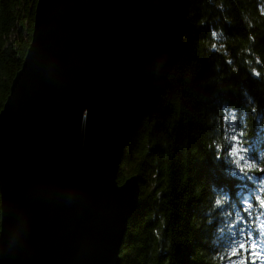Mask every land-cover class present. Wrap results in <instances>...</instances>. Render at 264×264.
I'll use <instances>...</instances> for the list:
<instances>
[{"label": "water", "instance_id": "water-1", "mask_svg": "<svg viewBox=\"0 0 264 264\" xmlns=\"http://www.w3.org/2000/svg\"><path fill=\"white\" fill-rule=\"evenodd\" d=\"M190 0H37L0 111V264H120L139 177L123 154L157 109Z\"/></svg>", "mask_w": 264, "mask_h": 264}, {"label": "trees", "instance_id": "trees-1", "mask_svg": "<svg viewBox=\"0 0 264 264\" xmlns=\"http://www.w3.org/2000/svg\"><path fill=\"white\" fill-rule=\"evenodd\" d=\"M36 3L0 0V111ZM188 21L156 112L120 164L118 183L137 175L140 186L120 264H252L248 244L264 250V0H190Z\"/></svg>", "mask_w": 264, "mask_h": 264}, {"label": "rangeland", "instance_id": "rangeland-1", "mask_svg": "<svg viewBox=\"0 0 264 264\" xmlns=\"http://www.w3.org/2000/svg\"><path fill=\"white\" fill-rule=\"evenodd\" d=\"M247 149L249 150V148H247ZM242 150H243V152L240 151L239 149H235V160H236V162L238 164V167H240V166H242V165H244L246 163L247 155L244 153L245 149H242ZM262 217H263V219H259V227H260V230H261V233H262L261 237L264 238V211L262 212ZM254 245H256L255 249L251 248V245L248 244V246L250 248V250L248 252V256H249L250 260L252 261V264H264V260H262L258 256H254L253 255V252H264L262 246L259 243H254Z\"/></svg>", "mask_w": 264, "mask_h": 264}, {"label": "snow or ice", "instance_id": "snow-or-ice-1", "mask_svg": "<svg viewBox=\"0 0 264 264\" xmlns=\"http://www.w3.org/2000/svg\"><path fill=\"white\" fill-rule=\"evenodd\" d=\"M246 246L245 245H241L240 248L241 249H244ZM251 247L253 249L256 248V245H251ZM253 255L254 256H258L260 257L262 260H264V252H253ZM232 256L235 257L236 256V251L234 250L233 253H232ZM241 264H247V260H242Z\"/></svg>", "mask_w": 264, "mask_h": 264}]
</instances>
